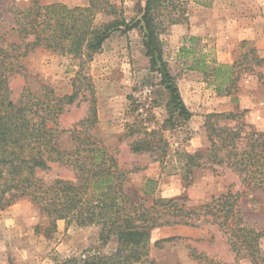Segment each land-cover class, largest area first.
I'll use <instances>...</instances> for the list:
<instances>
[{
  "label": "trees",
  "instance_id": "16d2710c",
  "mask_svg": "<svg viewBox=\"0 0 264 264\" xmlns=\"http://www.w3.org/2000/svg\"><path fill=\"white\" fill-rule=\"evenodd\" d=\"M194 1L210 4L209 0ZM186 4L187 0H145L140 16L126 20L110 0H89L84 6L32 0L28 6L14 8L10 32L15 40L0 33V210L27 198L41 218L35 232L55 231L58 220L67 225L95 227L91 238L94 240L81 254L82 264L141 263L147 259L151 245L161 248L177 238L167 236L151 244L153 229L196 227L202 222L222 230L235 259L264 264V229L244 223L237 194L212 196L209 202L194 206L180 203L177 197L147 199L146 191L130 184L127 171L119 167L115 155L91 131L97 122L92 100L86 116L69 129L72 146L63 148L59 137L64 131L58 127V119L64 107L78 96L76 90L57 95L45 85L38 91L23 87L18 99H13L11 79L19 74L25 76L23 60L34 49L72 53L79 59L74 80L83 82L89 79L88 74L82 73L84 64L101 49L111 32L123 27L124 31L137 29L140 33L151 68L158 67L161 73L169 103L180 116L188 118L191 113L165 68L159 39L166 26L187 22ZM101 15L105 16L102 21L98 20ZM179 51L191 52L186 46ZM204 56L193 57L188 67L203 70L217 93L229 92L241 74L237 70L240 62L218 63L212 59L209 64ZM252 58L258 66L264 65V54ZM245 111L206 115L210 145L204 151L180 153L185 179L190 178L193 168L208 166L215 171L222 166L234 172L247 187L264 192V130L237 122ZM219 119L236 122L220 125ZM150 144L135 140L130 143V150L149 151ZM54 166L64 167L70 175H43Z\"/></svg>",
  "mask_w": 264,
  "mask_h": 264
},
{
  "label": "rangeland",
  "instance_id": "374dc122",
  "mask_svg": "<svg viewBox=\"0 0 264 264\" xmlns=\"http://www.w3.org/2000/svg\"><path fill=\"white\" fill-rule=\"evenodd\" d=\"M37 1L40 4L60 2L68 6H84L89 2ZM110 1L117 5L126 20H130L140 16L145 0ZM31 2L0 0V33L9 40H15L10 32L14 8L28 6ZM209 2L204 6L187 0L188 20L178 23L189 24L191 19L202 33H183L182 29L175 27L177 24H173L166 26L159 35L165 68L181 101L191 113L186 119L169 103L161 73L156 69L158 67L151 68L140 33L137 29L124 31L123 27L111 32L101 49L84 64L82 73L88 74L89 79L83 82L74 80L79 59L72 53L41 47L34 49L23 60L25 76L19 74L11 79L13 99H18L23 87L38 91L45 85L57 95L76 90L78 96L64 107L58 119V127L64 131L59 137L61 147L72 146L69 129L86 116L92 100L97 122L91 131L115 155L119 167L127 171L130 184L146 191L147 199L177 197L180 203L194 206L209 202L212 196L237 194V205L244 223L264 229V192L247 187L230 169L218 166L214 171L208 166L198 167L191 170L189 179L183 177L180 153L204 151L210 145L205 127L207 114L246 110L237 122H244L248 128L264 130V65L258 66L252 58L264 54V27L258 29L256 16L258 0H242L238 5L236 0ZM230 8L240 14L241 18H237L241 20L233 22L237 18L230 15ZM104 18L98 16L100 21ZM251 35L255 36L254 40L250 39ZM182 46L191 52H180ZM251 48L255 52L251 53ZM200 54L205 55V62L209 64L212 59L218 63L240 62L237 70L241 74L229 92L217 93L211 78L203 70L188 67L193 57L199 58ZM235 122L218 120L220 125H234ZM139 139L151 142V149L132 152L130 143ZM59 174L70 175V172L54 166L51 171L43 173L47 178ZM15 203L12 205L18 207L25 220L24 235L32 231L30 234L39 249L32 248V252H37L32 260L25 253L27 244H31L27 236L22 240L23 252L17 253L13 251L14 246L2 244L5 233H1L0 255L6 264H82L81 254L89 248V245L85 248L87 239L89 244L94 240L91 238H94L95 227L67 225L64 220H58L55 231L35 232V225L41 221L36 206L27 198ZM167 227L168 234L151 233V244L167 236L177 238L164 243L161 248L151 245L147 259L137 264H251L247 258L235 259L225 235L214 224L202 222L196 227Z\"/></svg>",
  "mask_w": 264,
  "mask_h": 264
},
{
  "label": "crops",
  "instance_id": "0c3cea01",
  "mask_svg": "<svg viewBox=\"0 0 264 264\" xmlns=\"http://www.w3.org/2000/svg\"><path fill=\"white\" fill-rule=\"evenodd\" d=\"M241 1L242 0H236L237 5L239 3L241 4ZM239 9H240V6H239ZM229 11H230V15L232 17H236V18L240 17L241 18V16H239L240 14L237 11H235L234 8H230ZM256 16H257V22H258V29H260L261 27H264V0H258V15H256ZM243 18H244V16H242V19ZM237 20H241V19H238V18L233 19V22H236ZM175 27L177 29H182L183 33H202L194 25V23L191 21V19L189 21V24H177V25H175ZM250 39L254 40L255 36L251 35ZM15 204H17V203H15ZM14 205L10 206V208L8 207L9 210H7V211L4 209H3L4 211L0 210V229H1L0 234L1 233L6 234V236H5V234L4 235L2 234L3 237L5 238L4 241L2 242V244L5 243L6 247H7V244H9V247L14 246L15 249L13 251H17V253H22L23 252V249H22L23 241L22 240H23L24 236H27L29 238V241L31 244H29V245L27 244L28 249L27 248L25 249V253L30 256V259L33 260V257H34L33 254L34 253L36 254L37 252H32V250H33L32 248L39 249V247L36 246L35 240L32 239V236H31V234H33L32 231L30 232L31 234L26 233L24 235L25 220H24V217L22 215V212H20L18 210V207L14 208ZM151 233H156L157 235H160V234L165 235V234H168L170 232L168 230V227L164 226V227H159V228L153 229ZM88 245H89V239H87V245L85 248H87ZM29 248H30V250H29ZM28 261H29V259H28ZM17 263H20V261H18ZM0 264H6V261L4 260L3 257H1V255H0Z\"/></svg>",
  "mask_w": 264,
  "mask_h": 264
}]
</instances>
